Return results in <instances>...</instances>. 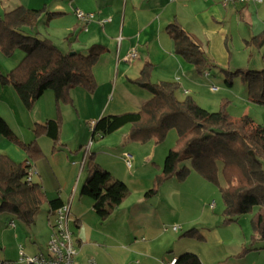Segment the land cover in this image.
I'll return each instance as SVG.
<instances>
[{
	"label": "crops",
	"instance_id": "1",
	"mask_svg": "<svg viewBox=\"0 0 264 264\" xmlns=\"http://www.w3.org/2000/svg\"><path fill=\"white\" fill-rule=\"evenodd\" d=\"M19 5L43 8L34 31L62 52L87 53L94 44L104 47L92 68L95 89L73 87L69 90V101L59 105L53 91L47 89L26 109L11 86L0 84V116L21 142L35 140L42 155L31 159L23 148L1 135L0 152L16 162L30 164L34 170L31 180L41 184L47 200L58 198L69 206V228L77 247L72 264H87L89 259L96 264H171L186 251L197 254L203 264H264L262 244L252 242L247 232L236 237L230 225L235 223L220 221L214 203L208 201L212 189L195 179L197 173H188L184 179L173 174L156 194L144 197L153 178L160 173L169 149L157 152L163 143L128 140V124L102 137L98 134L92 137V121L136 112L150 98L148 91L131 82L146 62L153 64L152 82L178 84L179 100L191 97L202 108L216 111L221 100L228 99L227 110L232 117L244 114L251 117L252 106L264 107L246 99V84L240 78H235L231 87L225 86L220 70L264 68V47L247 43L264 29V0L227 4L222 0H0L4 13ZM76 9L93 13V18L87 22L78 20ZM174 21L211 62L202 72L174 52L173 41L165 31ZM131 49L137 51V56L125 60ZM15 52L5 56L0 50V75L21 60L23 54L16 56ZM233 90L241 101L240 108L232 104L236 99ZM255 111L259 113V109ZM56 118L60 120L56 144L44 134H35L36 124ZM251 118L264 126V120ZM137 148L143 154L140 163L134 152ZM123 152L132 155L130 166L126 165ZM87 153H93L101 168L130 189L124 201L103 220L93 209V198L80 193L86 177L83 163ZM149 162L157 165L156 170L146 167ZM148 169L150 173L145 171ZM189 180L195 188L188 185ZM43 205L47 206L48 241L51 216L48 204ZM173 225H178L177 231L172 229ZM20 226L18 232L10 219L4 229L19 240L20 233L28 232L32 225ZM192 228L198 230L202 240L182 235ZM46 244L40 247L33 239L10 251L0 247V260L30 264L18 260L19 250L24 249L26 255L46 254ZM245 246L250 250L238 256Z\"/></svg>",
	"mask_w": 264,
	"mask_h": 264
},
{
	"label": "trees",
	"instance_id": "2",
	"mask_svg": "<svg viewBox=\"0 0 264 264\" xmlns=\"http://www.w3.org/2000/svg\"><path fill=\"white\" fill-rule=\"evenodd\" d=\"M42 9L24 6L0 16V50L11 56L15 50L23 52L21 60L6 74L0 75V84L13 88L20 103L30 109L47 89L54 93L56 104L69 101V90L82 87L95 89L92 68L104 47L94 44L87 53L62 52L48 38L34 31ZM165 31L173 41L174 52L202 72L211 64L193 38L177 22L169 23ZM247 43L264 47V29ZM153 64L146 62L138 76L131 80L150 93V98L138 111L98 119L92 127V137H101L128 124V140L134 142H164L167 133L175 130L176 140L165 155L161 171L153 178L148 198L173 174L184 179L190 170L215 184L220 192L223 224L237 222L243 214H251L252 242L264 239V126L249 115L232 117L227 111L229 101L222 99L216 111L199 106L191 97H176V82H152ZM220 70L224 84L231 87L235 78L246 84V99L264 105V68L260 70ZM59 118L36 124L35 134H44L53 143L59 139ZM0 135L25 150L35 159L42 151L35 140L23 143L0 116ZM83 166L86 177L80 193L93 198V209L99 219L107 218L129 195L130 189L121 180L113 179L87 153ZM29 165L16 162L0 152V214L9 213L25 226L35 223L41 206L48 204L51 212L62 206L60 199L47 200L39 182L28 179ZM183 236L202 240L195 228ZM250 250L245 246L237 254L244 256ZM173 264H203L199 256L186 251L176 256Z\"/></svg>",
	"mask_w": 264,
	"mask_h": 264
},
{
	"label": "rangeland",
	"instance_id": "3",
	"mask_svg": "<svg viewBox=\"0 0 264 264\" xmlns=\"http://www.w3.org/2000/svg\"><path fill=\"white\" fill-rule=\"evenodd\" d=\"M3 14H4V12L0 8V16H2ZM19 54L22 55L23 52L20 49H17L15 52V55L17 56ZM235 91H237V89ZM235 91L233 90L234 93H235ZM233 92H231V93H233ZM237 96H238V94H236V99L232 101V104H236L240 108L241 101H239ZM203 104H207V103H203ZM207 106H209V105H207ZM252 107H253V109L252 108H251V110L249 109L250 110L249 112L251 113V117L258 119L259 121L264 120V107H260V106H258V107L252 106ZM255 108L259 109V113H257L255 111ZM227 109H228V107H227ZM257 114H258V116H257ZM110 137H115V136L113 135ZM175 140H176V132H175V130H170L167 133V136H166L163 144L157 148V152L160 149L164 148L166 150L167 148L172 147L175 143ZM134 152H137L138 162L140 163L142 161V158H143V154H142L141 150H138V148H137V151L134 150ZM156 166L157 165L153 164L152 162H149V164L146 165L147 168L151 167V168H155V170L157 168ZM150 170L151 169H148L145 171H147V172L149 171V173H150ZM189 173L193 175L196 172H194L193 170H190ZM194 175H195V177H197V178H195L197 181H200L201 183H205L206 185H208V187H210V189H212V196L208 199V201H209V203H211V202L214 203V212L216 214H219L218 217L220 218V221L222 222V220H223V216H222L223 203H222V198H221V195H220V192H219L217 186L215 184H212V183L206 181L205 179H203L199 175H197V176H196V174H194ZM190 181L191 180H189L187 182L188 185H190V187L192 189L195 188V186ZM200 189H201V187H200ZM250 218H251V214H249V213L243 214L239 217L238 222H234L235 225L228 223L231 225V227H233L231 229H234L233 231L235 232L236 237L238 235H241L243 232H247L248 234H252V227H251V223H250ZM10 219H12L15 222L16 227L19 229L18 232L21 231V229H22L20 226L21 223L19 222V220L17 218H15V216H12L9 213H1L0 214V247L1 248H3V249L5 248L6 251H10V249L17 247V245H19V244L24 243L25 245H27L33 239L36 240L37 244L40 245V247H45V244L47 241V236L49 233L48 221H47V206L46 205L41 206L39 212L36 215L35 224L30 227L29 231L28 232L25 231L26 233H22V232L20 233L21 238L19 240H16L15 237L12 236L8 232L9 230H7L6 228L4 229V225H6ZM255 242L256 243L260 242L262 244L261 247L264 250V239H257ZM22 250H24V249H22Z\"/></svg>",
	"mask_w": 264,
	"mask_h": 264
},
{
	"label": "built area",
	"instance_id": "4",
	"mask_svg": "<svg viewBox=\"0 0 264 264\" xmlns=\"http://www.w3.org/2000/svg\"><path fill=\"white\" fill-rule=\"evenodd\" d=\"M245 0H222L223 4L229 2ZM259 1V0H255ZM75 16L82 22H87L93 18V13L85 12L80 9L75 10ZM110 20V19H107ZM106 21V20H105ZM137 56V51L131 49L126 55L125 60L134 59ZM92 121V125L94 126ZM123 157L127 166L131 165L132 155L129 152H123ZM28 168V179L31 180V175L34 173L33 168L30 164ZM70 211L67 204L54 209L51 212V220L49 226L51 233L46 244V254L38 253L35 255H26L22 249L19 250L18 260L25 261L30 264H72L73 258L77 253V247L74 243V237L72 231L69 228ZM178 225H173L174 231L178 230ZM175 259L171 261L173 264ZM0 264H9L7 261L0 260ZM87 264H96L94 260L89 259Z\"/></svg>",
	"mask_w": 264,
	"mask_h": 264
}]
</instances>
